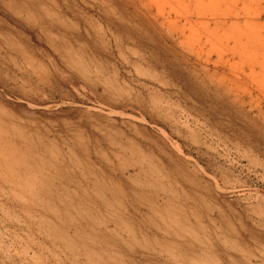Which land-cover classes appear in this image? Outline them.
Returning a JSON list of instances; mask_svg holds the SVG:
<instances>
[{"label":"rangeland","instance_id":"374dc122","mask_svg":"<svg viewBox=\"0 0 264 264\" xmlns=\"http://www.w3.org/2000/svg\"><path fill=\"white\" fill-rule=\"evenodd\" d=\"M0 264H264V0H0Z\"/></svg>","mask_w":264,"mask_h":264}]
</instances>
